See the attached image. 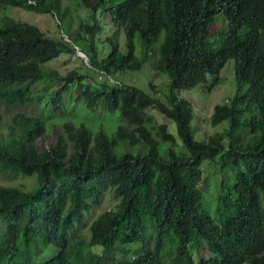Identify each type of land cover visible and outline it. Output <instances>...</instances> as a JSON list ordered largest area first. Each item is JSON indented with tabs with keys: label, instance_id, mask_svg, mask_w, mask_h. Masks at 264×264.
I'll list each match as a JSON object with an SVG mask.
<instances>
[{
	"label": "trees",
	"instance_id": "16d2710c",
	"mask_svg": "<svg viewBox=\"0 0 264 264\" xmlns=\"http://www.w3.org/2000/svg\"><path fill=\"white\" fill-rule=\"evenodd\" d=\"M80 1L91 20L65 36L88 64L66 74L49 62L75 52L69 40L0 13V173L34 179L29 188L0 183V264H264V0ZM64 2L0 0V11L14 6L60 16L70 7ZM106 13L111 33L104 56ZM219 13L228 28L212 32L213 46L206 34ZM137 37L142 53L154 55L156 71L170 76L168 104L107 77L144 65ZM229 59L235 60V93L211 115L212 124L228 120L229 127L198 140L193 104L179 91L202 84L211 92ZM88 69L97 70L96 79ZM80 102L90 111H120L133 129L119 126L110 134L60 120L67 106ZM2 107L12 112L5 132ZM151 107L176 121L188 154L175 151L174 136L147 112ZM49 108L58 120L47 119ZM56 121L62 126L57 139L40 144ZM244 125L254 141L241 140ZM217 159L229 171V189L224 197L222 188L218 201L228 198L234 207L220 222L199 186L204 161ZM108 193L115 205L87 226V213ZM202 239L210 254L196 262L193 245ZM117 242L122 253L110 257Z\"/></svg>",
	"mask_w": 264,
	"mask_h": 264
},
{
	"label": "rangeland",
	"instance_id": "374dc122",
	"mask_svg": "<svg viewBox=\"0 0 264 264\" xmlns=\"http://www.w3.org/2000/svg\"><path fill=\"white\" fill-rule=\"evenodd\" d=\"M64 9L70 5L69 10H63L58 14L53 13H39L32 10H27L22 7L7 6L6 10L0 11V13H8L16 19L25 20L30 23H33L41 30H43L47 35L51 37H60L64 36L68 40V37L65 34H70L77 31H81V26L91 20L90 10L83 6L80 0H63ZM94 1V0H91ZM119 0H113V3H117ZM101 11V10H99ZM68 12L64 16V13ZM104 26V30L101 33L103 41L99 42V47L103 50L104 56L109 52V44L106 41V37L111 33V28L109 26V17L104 14L101 18ZM228 28V21L223 13H219L214 22L210 24L209 30L206 34V39L209 44L217 46L216 35L214 30L216 28ZM110 28V29H109ZM76 35V34H75ZM74 35V36H75ZM120 48L122 52H126L127 48L125 45V36L124 33L120 36ZM73 42V41H72ZM71 43L74 46V42ZM78 45H81V41L76 40ZM137 44V55L144 59V65L140 69L135 70H121L117 73L107 76L112 83L115 84H126V85H135L143 89L146 93L159 98L166 104H168V94L170 91V76L167 73L157 72L154 68L153 59L154 55L149 54L145 55L142 53V46L140 44V39L136 38ZM75 48V47H74ZM78 54L77 49L73 53H62V55L49 62V65L58 69L62 74L68 73L73 68L84 69V65L88 64V59L83 58ZM235 60L229 59L223 69L221 70L222 82L216 86L211 92L205 91L202 84H198L194 88L180 90L179 95L181 97H186L190 100L194 107V118L192 120V127L194 129V136L198 140H206L210 135L215 133H222L225 129L229 127V121L225 120L216 125L211 123V115L214 111V108L219 103H225L228 99H231L235 93ZM90 74L96 79L97 70L88 69ZM67 103V102H66ZM65 103V104H66ZM64 104V105H65ZM66 108V107H64ZM1 111L6 117L5 125L2 129L3 132L7 130V126L11 123V111L5 107L1 108ZM16 112L22 111V109H16ZM49 115L47 116L48 120H58L60 114L58 111L49 108ZM148 113L155 115L159 123H166L168 125V131L174 136V149L175 151L188 154V149L179 137L176 121L170 118L165 117L161 112L155 108H148ZM245 118V116H244ZM60 120L72 121L76 124L85 123L89 126L90 129L97 132L100 129H104L107 133L112 134L115 132L119 126H124L129 130H132L133 127L130 126L128 120L120 113V111H107V110H88L81 102L72 103L67 106L66 110L63 111L62 118ZM56 122L49 123L48 133L40 138L38 142L40 144L49 145L57 139V133H60L62 130L61 124ZM241 135V140L244 142H252L254 139L251 137V134L246 130L244 125L239 132ZM57 135V136H56ZM228 138H225V144H228ZM163 146H168L169 144H162ZM162 146L160 151L163 156L166 155V152ZM121 150H124V147H121ZM219 159L217 160H205L203 163L204 175L199 184L200 189L203 191L208 210L210 214L218 221L225 216H229L233 213L234 207L230 204V201L222 199L218 201L221 195V190L224 187L223 194L226 197L228 188V181L226 177L228 176V170H222ZM225 178L224 184L222 179ZM235 179L233 178V183ZM0 183L5 185H15L20 187L29 188L34 184V179L30 177H23L18 175L16 177H8L3 173H0ZM233 186V184H232ZM233 191V189H232ZM115 200L113 199L111 193H108L102 202V204L97 208H91L87 213L86 225L88 226L91 221L101 212L107 209H111L115 205ZM84 232L88 234V227H85ZM193 245L194 258L196 262H199L202 255L208 256L209 250L207 247V241L205 239L195 241ZM101 246H96L100 248ZM115 248L111 250L110 257H113L115 254L120 256L122 253V246L119 242L114 245ZM101 251V250H99ZM248 264V263H243Z\"/></svg>",
	"mask_w": 264,
	"mask_h": 264
},
{
	"label": "water",
	"instance_id": "95a60500",
	"mask_svg": "<svg viewBox=\"0 0 264 264\" xmlns=\"http://www.w3.org/2000/svg\"><path fill=\"white\" fill-rule=\"evenodd\" d=\"M68 40H69L70 42H72L71 39L68 38ZM72 43H73V42H72ZM73 44H74V43H73ZM74 47L77 49V52H78V54H79L80 56H82L83 58L88 59V57L86 56V54H85L83 51H81L77 45L74 44Z\"/></svg>",
	"mask_w": 264,
	"mask_h": 264
}]
</instances>
